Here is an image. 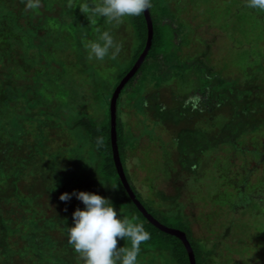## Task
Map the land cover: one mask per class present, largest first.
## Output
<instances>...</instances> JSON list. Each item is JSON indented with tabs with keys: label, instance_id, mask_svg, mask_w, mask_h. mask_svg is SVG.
I'll return each mask as SVG.
<instances>
[{
	"label": "trees",
	"instance_id": "1",
	"mask_svg": "<svg viewBox=\"0 0 264 264\" xmlns=\"http://www.w3.org/2000/svg\"><path fill=\"white\" fill-rule=\"evenodd\" d=\"M69 2L41 0L34 12L25 9L23 0H0V264H83L67 243L66 232L72 211L83 204L75 196L59 200L61 192L74 189L108 197L124 215L143 222L151 239L141 245L139 258L160 255L168 264H189L183 241L156 226L134 203L112 154L110 99L145 45V15L125 18L134 40L126 53L128 35H121L119 24L99 21L101 30H110L120 43L121 52L111 60L116 69L104 83L95 70L88 73L85 82L98 87L105 102L99 107L102 113L91 116L70 100L72 94L82 93L78 85L70 89L71 81L62 75L64 61L58 56L60 49H67L81 58L78 46L96 39L97 32L75 7L79 0H71V8ZM232 6L221 18L250 11L259 20L258 27L264 24L262 11L243 3L238 10ZM181 7L180 0H152L149 47L116 98L115 144L124 178L145 211L187 239L195 264H209L219 242L226 245L232 225L238 226V214L252 209L264 215V168L259 170L264 164V53L248 51L238 73L229 76L207 62V45L193 55H180V47L190 40L187 33L192 34L180 15ZM124 93L136 113L169 136L164 167L170 192L156 189L155 196H145L130 180L126 151L134 145V137L121 116ZM219 150L240 154L242 160L220 161L213 167L206 189L208 203L225 205L228 214L221 210L226 225L207 247L193 236L178 200L183 190L178 181L200 192L203 159ZM262 224L258 227L255 222L257 233L247 240L253 237L256 243L246 240L242 251L263 242L264 220ZM122 242L130 246L127 238Z\"/></svg>",
	"mask_w": 264,
	"mask_h": 264
},
{
	"label": "rangeland",
	"instance_id": "2",
	"mask_svg": "<svg viewBox=\"0 0 264 264\" xmlns=\"http://www.w3.org/2000/svg\"><path fill=\"white\" fill-rule=\"evenodd\" d=\"M210 2L212 5L214 4V7L209 6L211 5ZM242 3L247 4V0H180L182 5L180 15L184 22L186 21L185 24H188L187 32L191 30L192 33L191 35L187 33L190 40L184 41L180 47V55H193L203 50L207 45L205 47V50H207L205 55L207 62L223 75L229 76L238 73L239 64L244 62L243 59L248 51L255 55L264 53V30L258 29L264 27V24H260V27L257 26L256 22L258 23L259 20L256 19L253 12L249 11L248 13L247 11L245 16L239 13L226 15V18H221V14L225 13L226 7L229 8L233 5L231 8L235 9L238 7L235 9L238 10L241 9ZM118 27L121 35H128V39L125 42L127 49L124 50V53H126L125 51L129 52L128 48L134 43L131 27L125 18L119 23ZM66 35L68 36L69 33ZM78 47V53L82 55L79 59H76L75 54H68L67 49H60L58 56L64 61L65 73L63 72L62 75L66 80L71 81L69 83L71 85L70 89L78 85L82 93L81 96L80 92L72 94L70 100H76L75 104L78 110L91 116L100 115L102 110L99 107L105 103L104 97H102L98 87L85 82V80L89 79L88 73L91 70H95V74L102 78L104 83V78L107 79L108 74L116 69V63L107 58L104 61L88 60L84 44ZM53 65L57 67L54 63ZM95 95H98L99 98H95ZM127 96L126 93L123 94L120 107L125 129L129 135L134 137V145L126 151V165L130 173V180L145 196H155L154 191L156 189L170 192L172 190L169 183L170 179L166 176L164 167L167 163V157L165 156L171 147L168 143L169 136L161 127L152 125L140 114L136 113ZM12 105L15 106L14 103ZM59 113L56 112L58 118H60ZM229 159L240 163L242 155H233L230 152H225V150H219L217 153L213 152L203 159L202 167L199 170L202 190L198 193L192 191L185 182L182 184L181 181H178L183 188L178 200L184 206L182 208L187 214V220L191 226L193 236L207 247H211L213 242L219 238L226 225V217L221 218L219 215L223 214L221 210L225 209V212H223L225 215L228 214L226 210L228 207H224L225 205L216 207L208 203L210 196L206 191L207 184L212 175L213 167L218 162H225ZM251 163L253 164V160ZM262 167L264 168V164L259 167V170H262ZM259 170L255 171V174ZM42 196V200H44L45 195L43 194ZM238 216L240 220L238 226L236 223L232 225L231 233L227 235L224 241L226 245L221 246L219 242V247L217 246L215 249L217 252L214 256L215 258L209 264H264V240L263 242L260 240L261 244L252 247V251L249 249L244 252L241 247L246 243L248 244L246 242L248 236H255L257 233L255 222L258 227L263 225L264 215L259 211L257 212V210L250 209L242 211ZM71 223L72 218L69 221L70 225ZM247 241L252 245L256 243V241L253 243V237ZM117 245L130 247L126 242H122V239L117 241ZM138 261L139 264H168L160 255L138 257Z\"/></svg>",
	"mask_w": 264,
	"mask_h": 264
},
{
	"label": "clouds",
	"instance_id": "3",
	"mask_svg": "<svg viewBox=\"0 0 264 264\" xmlns=\"http://www.w3.org/2000/svg\"><path fill=\"white\" fill-rule=\"evenodd\" d=\"M25 9L37 11L41 0H23ZM70 8L71 0L68 5ZM87 16L88 23L98 33L94 40H86L88 60H115L121 52L120 43L110 30H101L99 21L119 24L126 17H138L152 7V0H79L75 5ZM247 6L264 11V0H247ZM116 189V185L111 186ZM75 196L83 207L72 213L71 225H66L67 243L83 260V264H139L141 245L151 239V233L135 215H124L113 201L96 192L73 190L61 192L59 200ZM127 238L130 247L118 246Z\"/></svg>",
	"mask_w": 264,
	"mask_h": 264
},
{
	"label": "water",
	"instance_id": "4",
	"mask_svg": "<svg viewBox=\"0 0 264 264\" xmlns=\"http://www.w3.org/2000/svg\"><path fill=\"white\" fill-rule=\"evenodd\" d=\"M145 15V19H146V23H147V38H146V42L145 45L141 51V53L139 54L137 60L134 62L133 66L131 67V69L127 72V74L120 80V82L118 83V85L115 87L112 95H111V99H110V121H111V126H110V136H111V146H112V154H113V159H114V163L118 172V175L120 176L123 184L125 185L128 193L130 194L132 200L134 201V203L138 206V208L142 211V213L149 219L151 220V222H153L156 226H158L159 228L174 233L176 234L184 243L185 248L188 252V257H189V264H195L194 261V256L193 253L191 251V248L188 244L187 239L178 231L176 230H172L170 228L164 227L163 225H161L158 221H156L154 218H152L143 208V206L140 204V202L136 199L135 195L133 194V192L131 191L129 185L127 184L122 169H121V165H120V161H119V157H118V153H117V149H116V144H115V132H114V118H115V102H116V98L117 95L122 87V85L124 84V82L127 80V78L134 72V70L136 69V67L138 66V64L140 63V61L142 60V58L144 57L149 44H150V40H151V34H152V29H151V20L148 14V10H145L144 12Z\"/></svg>",
	"mask_w": 264,
	"mask_h": 264
}]
</instances>
